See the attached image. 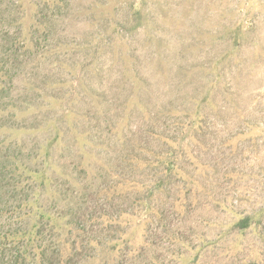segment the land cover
<instances>
[{
    "label": "rangeland",
    "instance_id": "rangeland-1",
    "mask_svg": "<svg viewBox=\"0 0 264 264\" xmlns=\"http://www.w3.org/2000/svg\"><path fill=\"white\" fill-rule=\"evenodd\" d=\"M0 69V264L44 173L45 264H264V0H0Z\"/></svg>",
    "mask_w": 264,
    "mask_h": 264
},
{
    "label": "trees",
    "instance_id": "trees-1",
    "mask_svg": "<svg viewBox=\"0 0 264 264\" xmlns=\"http://www.w3.org/2000/svg\"><path fill=\"white\" fill-rule=\"evenodd\" d=\"M10 62H12V60ZM0 70L2 74H4L3 70ZM49 169L50 168H48L47 171H49ZM12 178H17L16 174H14ZM40 181L42 182L38 185V187H36V189H39L38 192L31 198H25L22 200L23 204L26 205V207L31 211L29 216L32 218L31 221H36L35 228H37V231L33 232L35 229L33 228L27 231L22 230L17 234L18 239L24 243V254L22 255V258L18 264L47 263L49 246L44 243L43 237L45 232H50V234L54 233L55 235H58V238H61L63 231L70 232V230H67L70 223L62 222L63 219H66V216H54V214L49 210L48 206H46V194L49 193L50 197H54L52 190L48 191L46 186L47 174L44 173L43 176H40L39 182ZM11 187L17 188L15 184H12ZM70 227L72 229L73 226L71 225ZM6 237L8 238L9 236L6 234ZM66 245L67 243L65 242L63 246L64 248L62 246L58 248L60 253L57 264H70L67 257H71V255H67L68 250ZM52 252L54 253L55 250H52Z\"/></svg>",
    "mask_w": 264,
    "mask_h": 264
}]
</instances>
